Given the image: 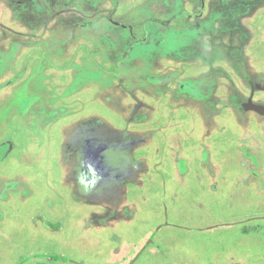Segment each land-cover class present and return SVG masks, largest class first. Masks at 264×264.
Listing matches in <instances>:
<instances>
[{"label": "rangeland", "instance_id": "obj_1", "mask_svg": "<svg viewBox=\"0 0 264 264\" xmlns=\"http://www.w3.org/2000/svg\"><path fill=\"white\" fill-rule=\"evenodd\" d=\"M251 95L264 0H0V264H264Z\"/></svg>", "mask_w": 264, "mask_h": 264}, {"label": "water", "instance_id": "obj_2", "mask_svg": "<svg viewBox=\"0 0 264 264\" xmlns=\"http://www.w3.org/2000/svg\"><path fill=\"white\" fill-rule=\"evenodd\" d=\"M243 107L247 110H254L260 114H264V106L263 105H259L253 102V95L250 96V98L248 99V101L243 105ZM5 145L7 146V149L4 151V153H2V149L4 148V146L0 149V161L3 159V157H5V155H7V150H10L12 148V145L10 142L5 143Z\"/></svg>", "mask_w": 264, "mask_h": 264}, {"label": "crops", "instance_id": "obj_3", "mask_svg": "<svg viewBox=\"0 0 264 264\" xmlns=\"http://www.w3.org/2000/svg\"><path fill=\"white\" fill-rule=\"evenodd\" d=\"M8 143V142H7ZM3 146H5V143L4 144H2L1 146H0V149L3 147ZM6 156V155H5ZM52 224V223H51ZM54 229V228H53ZM52 234H54V233H52Z\"/></svg>", "mask_w": 264, "mask_h": 264}, {"label": "flooded vegetation", "instance_id": "obj_4", "mask_svg": "<svg viewBox=\"0 0 264 264\" xmlns=\"http://www.w3.org/2000/svg\"><path fill=\"white\" fill-rule=\"evenodd\" d=\"M1 161H2V160H1ZM1 161H0V162H1Z\"/></svg>", "mask_w": 264, "mask_h": 264}]
</instances>
